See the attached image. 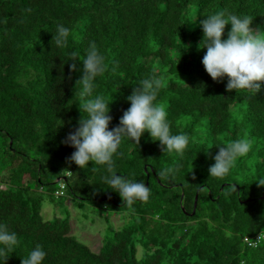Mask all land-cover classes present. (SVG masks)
<instances>
[{
	"label": "trees",
	"instance_id": "obj_1",
	"mask_svg": "<svg viewBox=\"0 0 264 264\" xmlns=\"http://www.w3.org/2000/svg\"><path fill=\"white\" fill-rule=\"evenodd\" d=\"M218 11L252 17L264 32V0H0V223L19 240L6 264H21L38 244L43 264H264V240L249 245L264 232V89L229 91L227 77L205 70L201 21ZM57 23L70 28L64 48L52 41ZM93 42L108 65L93 95L110 102L109 129L155 71L172 133L190 138L183 155L164 152L147 131L139 144L123 139L114 171L151 189L148 202L131 208L110 189L105 166L81 168L64 142L87 117L78 106L83 61L71 53L83 57ZM241 138L251 151L226 177H211L219 146ZM169 167L174 178L160 175ZM43 186L78 203L110 204L130 222L95 252L71 234L68 216L44 219Z\"/></svg>",
	"mask_w": 264,
	"mask_h": 264
},
{
	"label": "clouds",
	"instance_id": "obj_2",
	"mask_svg": "<svg viewBox=\"0 0 264 264\" xmlns=\"http://www.w3.org/2000/svg\"><path fill=\"white\" fill-rule=\"evenodd\" d=\"M203 40L200 48H206L202 63L210 76L217 81L227 77V90H248L253 94L264 89V32L251 27L253 18L247 15L231 14L226 16L223 11L206 16L201 21ZM231 28L224 37L228 24ZM55 46L64 48L68 44L70 28L57 23L53 33ZM79 57L83 61V77L78 81L82 87L78 95L79 108L87 113L79 120V127L70 132L64 141L76 150L69 158L76 165L85 168L92 162L105 166L110 173L106 182L110 189L116 191L125 205L131 208L136 201L148 202L151 189L143 181H135L114 171L115 157L122 155L120 146L127 138L139 144L141 136L147 131L153 140L159 141L164 152H176L183 155L190 138L185 133L173 134L170 127L166 107L157 102L158 94L163 87V79L155 71L141 79L127 99L130 107L124 111L119 126L109 129L112 117L109 115L110 102L102 95H93L96 85L94 81L103 75L108 68L105 56L93 42L81 57L76 51L71 53V60ZM73 71L77 64L70 65ZM252 149V141L241 138L219 146L214 161L208 171L211 177L224 178L238 158L246 156ZM176 169L173 167L161 171V176L174 178ZM264 186V179L258 180ZM258 240H264V233ZM18 235L6 224L0 223V264H6L8 253L18 246ZM47 253L41 245H36L21 264H43Z\"/></svg>",
	"mask_w": 264,
	"mask_h": 264
},
{
	"label": "rangeland",
	"instance_id": "obj_3",
	"mask_svg": "<svg viewBox=\"0 0 264 264\" xmlns=\"http://www.w3.org/2000/svg\"><path fill=\"white\" fill-rule=\"evenodd\" d=\"M56 186V185H55ZM44 202L42 215L44 219L51 220L54 217H67L71 224V234L79 241L88 245L93 251H100L104 245L105 237L114 229H121L127 225L129 216L117 211L110 204L81 203L71 198L57 197L54 193V186H43Z\"/></svg>",
	"mask_w": 264,
	"mask_h": 264
},
{
	"label": "built area",
	"instance_id": "obj_4",
	"mask_svg": "<svg viewBox=\"0 0 264 264\" xmlns=\"http://www.w3.org/2000/svg\"><path fill=\"white\" fill-rule=\"evenodd\" d=\"M65 188H66L65 180L59 181L57 195H63L64 192H65ZM262 233H264V232H260L252 240H250L249 241V245H251V246H257L258 243L261 241V240H258L257 238Z\"/></svg>",
	"mask_w": 264,
	"mask_h": 264
},
{
	"label": "water",
	"instance_id": "obj_5",
	"mask_svg": "<svg viewBox=\"0 0 264 264\" xmlns=\"http://www.w3.org/2000/svg\"><path fill=\"white\" fill-rule=\"evenodd\" d=\"M58 180H59V179H58ZM197 198H198V196L196 195V198H195V207H196ZM194 212H195V208H194V210H193L192 213H194Z\"/></svg>",
	"mask_w": 264,
	"mask_h": 264
}]
</instances>
